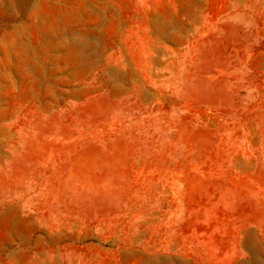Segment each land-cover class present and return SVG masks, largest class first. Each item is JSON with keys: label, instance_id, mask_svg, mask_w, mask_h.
Returning a JSON list of instances; mask_svg holds the SVG:
<instances>
[{"label": "rangeland", "instance_id": "obj_1", "mask_svg": "<svg viewBox=\"0 0 264 264\" xmlns=\"http://www.w3.org/2000/svg\"><path fill=\"white\" fill-rule=\"evenodd\" d=\"M0 264H264V0H0Z\"/></svg>", "mask_w": 264, "mask_h": 264}]
</instances>
